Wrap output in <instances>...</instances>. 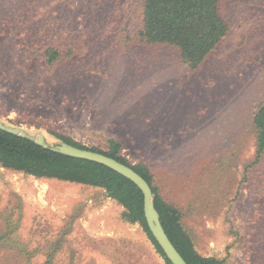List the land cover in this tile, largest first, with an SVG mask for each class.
<instances>
[{"label": "rangeland", "instance_id": "rangeland-1", "mask_svg": "<svg viewBox=\"0 0 264 264\" xmlns=\"http://www.w3.org/2000/svg\"><path fill=\"white\" fill-rule=\"evenodd\" d=\"M142 11V0H0V119L51 144L62 141L53 132L102 149L118 140L130 163L149 165L199 253L264 264L253 124L264 0L222 1L229 31L197 68L140 41ZM45 46L63 54L53 66ZM123 211L102 188L0 166V264H165Z\"/></svg>", "mask_w": 264, "mask_h": 264}, {"label": "trees", "instance_id": "trees-1", "mask_svg": "<svg viewBox=\"0 0 264 264\" xmlns=\"http://www.w3.org/2000/svg\"><path fill=\"white\" fill-rule=\"evenodd\" d=\"M223 0H142V26L137 32L140 41L147 44H169L176 47L183 61L197 68L229 31V23L222 12ZM58 47L41 48L40 58L44 65L53 66L62 56ZM257 155L264 154V101L254 113ZM65 142L112 156L131 166L151 185L155 206L170 239L189 264H223L224 260L199 253L191 236L184 229L180 210L167 202L155 185L154 174L145 162L130 163L121 153L122 144L109 139L106 149L88 147L53 132ZM0 166L16 172L26 173L41 179H56L102 188L107 195L124 207L123 218L139 223L155 251L172 264L150 232L143 211V193L131 180L111 168L86 159L76 158L45 148L35 141L0 129ZM80 206L74 208L67 218L71 225L80 215ZM130 243V241L128 242ZM138 255L142 253L137 248ZM146 251V250H145Z\"/></svg>", "mask_w": 264, "mask_h": 264}, {"label": "water", "instance_id": "water-1", "mask_svg": "<svg viewBox=\"0 0 264 264\" xmlns=\"http://www.w3.org/2000/svg\"><path fill=\"white\" fill-rule=\"evenodd\" d=\"M0 129L7 132L31 139L37 144L76 158L103 164L119 174L131 180L143 193V211L150 232L162 248L165 256L172 264H189L183 255L176 248L168 233L166 232L160 218V213L155 206L154 194L149 182L131 166L104 153L81 148L62 140L58 144H51L47 141L42 132L32 133L27 129L11 125L0 119Z\"/></svg>", "mask_w": 264, "mask_h": 264}]
</instances>
